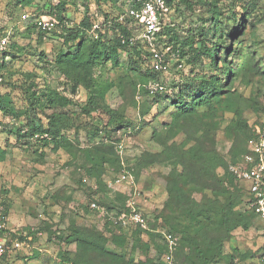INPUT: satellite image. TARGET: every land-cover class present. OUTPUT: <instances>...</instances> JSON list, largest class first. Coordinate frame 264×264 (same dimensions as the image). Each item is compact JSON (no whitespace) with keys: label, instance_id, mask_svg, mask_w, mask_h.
Segmentation results:
<instances>
[{"label":"rangeland","instance_id":"obj_1","mask_svg":"<svg viewBox=\"0 0 264 264\" xmlns=\"http://www.w3.org/2000/svg\"><path fill=\"white\" fill-rule=\"evenodd\" d=\"M50 1L0 0V40L8 37L7 46L0 48V62L5 53H10L6 65L0 68V96L3 97V104L0 103V224L4 223L0 236L4 232L8 239L24 243L0 257V264H140V261L167 264L165 254L154 244L164 243V236L160 239L153 232L138 229L127 233L115 223L117 202L130 195L138 197L142 210L155 221L153 225L178 236L182 245L175 251L176 264L202 263L198 250L204 249L211 255L215 251L210 248L214 239L223 241L227 255L215 256L209 264H242L238 255L247 250L260 255L264 251L263 223L254 217L245 218L236 202L229 211L224 210L231 192L235 191L234 185L221 173L211 175L196 163H190L184 150L179 148L177 159L191 174L188 181L179 180L182 189L179 190L175 186L174 160L166 158L163 144L179 147L181 140L199 138L206 149L218 152L230 163L239 161L249 149L251 138L235 129L233 122L236 116L242 115L256 133L264 125V0H213L222 11L218 28L224 34L220 33L218 38L222 45L218 48L219 65L226 60L232 74L245 76L250 82L237 81L223 96L227 98L213 100L212 109L205 113L212 117L182 119L175 127L172 122L175 114L168 100L154 101L144 94L138 98L139 79L136 73L128 72L124 55L122 65L105 67L101 77L100 81H110L105 106L91 112L83 110H87L89 90L84 86L74 88V83L56 63L57 51L67 44L60 43L54 34L39 39L35 30L27 36L28 20L21 19L24 12L50 13ZM71 9L70 23L75 25L81 20L84 8L78 1ZM98 9L108 12L111 4L99 6L95 0L91 1L90 13L99 17L95 18L97 23L99 19L102 21L104 13ZM206 11L207 7L197 6L199 28L209 25L204 21L208 17ZM168 14L167 21L174 19L179 34L186 36L193 23L188 12L180 6L178 11L174 8ZM240 25L239 34L229 38L228 32H234ZM140 32L136 28L134 34L140 37ZM200 39L198 35L197 46H203ZM138 40L144 46L145 41ZM41 51L46 56L40 59ZM200 62L203 69L198 65V70L202 73H218L208 56H202ZM249 63L253 66L249 67ZM174 64L172 61L169 72L162 76L169 78L170 83L180 75ZM49 91L58 93V102L53 108H49L51 103L47 98H42ZM30 96L37 102L34 110ZM52 112L63 116L61 122L67 135L63 145L45 134L25 135L30 119L47 125L46 115ZM200 113L204 112L200 110ZM100 128L110 134L116 130L112 137L123 144L120 155L126 172L130 170L131 184L108 189L101 177L116 176L118 166L111 161L102 165L98 157L84 154L83 150L93 143L112 145V137H103V134L91 141L90 135H95ZM121 173L124 172L121 170ZM82 175L87 177L85 184L80 181ZM193 201L212 202L203 203L210 221L207 214L196 218L189 208ZM93 203L97 206L92 207ZM84 230L105 236L108 255L87 251L82 246L80 235ZM114 253L122 259L110 256Z\"/></svg>","mask_w":264,"mask_h":264},{"label":"trees","instance_id":"obj_2","mask_svg":"<svg viewBox=\"0 0 264 264\" xmlns=\"http://www.w3.org/2000/svg\"><path fill=\"white\" fill-rule=\"evenodd\" d=\"M78 1L82 3L84 14L81 20L74 25L70 23L72 18L70 12L72 10L71 7H73L74 5L77 6ZM91 1L92 0H51L49 12L57 15L59 19L58 28L52 33H46L38 29L36 25L32 23V20L28 21L25 28L26 32H28L27 36L31 34L33 30H35L37 31L39 39H42V37L46 35L52 37L54 34L56 35L57 40L60 41V43L67 44L64 48L62 47L59 49V51H57L56 63L61 67L63 74L67 76L66 78L74 83V88H77L78 86H84L89 90L90 96L86 104L87 110L83 109L86 112H91L105 106V93L109 87L108 83L110 81L108 79H104V81L106 82L100 80H103L101 77H103L105 67L110 66L109 68L111 69V67L117 68L122 65V55H124L127 59L126 63L128 72L136 73L139 79L140 84L138 85V98H141L144 94L151 96L154 101L163 99L170 102V108L174 111L175 114L173 116L174 120L172 121L174 124L173 127L180 125L182 119H184L185 121H192L193 119H202L204 116L212 117V115H206L205 113L212 109L211 103L213 100H218L219 102L222 99L227 98L223 96L229 90H231L230 87H233L237 81L241 82L242 84L250 82L249 79H245V76L241 77L237 74H232V67L227 64L228 62L225 63L226 60L222 65H219L220 59H218V48L222 45L218 42V38H220V33H224L222 29L218 28L222 11L216 4V1L166 0V3L170 9L175 8L176 11H178L179 7L182 6V9L188 12L190 21L193 23H191V28L189 29L190 32L186 36H181L178 31V26L174 23L175 20L171 18V21L164 26L163 32L158 35L157 40L159 44L161 42H164L165 47L171 46L170 51L166 57V61L171 59L172 52L179 53V59L173 66L177 69L176 71L179 72L180 75L172 83H170V81L168 82V88L170 89L169 92L156 94H150L149 90L146 87L150 81L159 80L161 77V72L153 71V67L151 66V50L149 45L145 43L143 46L142 43H139V41L131 40V37L134 34L132 29L129 28V25L126 24V22L123 23L118 19V16L124 13L125 0H95V3L99 6H101V3L107 4L108 2H110L111 4V10L108 12L98 9L99 12L104 13L102 15L103 19L101 22L99 19L101 28L96 29H94V22H96V19L99 17H97V15H94L93 17L91 15ZM199 4L201 5V7H207L206 12L208 13V17H206L204 21L209 22L208 27L203 25L202 28H199L197 26L196 15L197 6ZM129 20L130 19L128 18L127 22ZM210 23L212 24V27H210ZM240 27L241 25L234 32H228L229 38H233L237 34H239ZM94 31L98 34V37L94 36ZM198 35L201 37L200 40H202L203 46L196 45V37ZM163 37H165L166 39L161 40ZM123 38L125 42H123ZM9 54L10 53H5L2 56L0 68H3L6 65V57ZM44 54L45 53L41 51L39 55L40 59L46 56ZM205 55L208 56L211 64L213 66H216V70L218 73L207 74L202 73L200 70H198V65H200L203 69V64L200 61L202 56ZM179 62L184 63L187 68L189 66L188 70L186 71L187 68L182 70L178 69L177 67ZM251 66H253V64L249 63V67ZM170 67L172 66L170 65L169 68ZM96 70L98 71V73H96ZM32 96L29 97V101L32 100L30 105L32 107V110H34L35 103L37 102L34 101L35 97ZM42 96V98H47L49 100V103H51V107L49 108H53L58 102V93L56 91L46 92ZM36 101L38 100L36 99ZM0 103L3 104V97L1 96ZM200 110L204 112L202 113L204 115L200 113ZM46 117L48 119L47 125H44L41 121L37 122L34 119H30V121L28 122L27 133L25 135L34 136L37 134H45L47 135L46 137L57 140L56 143L60 146L63 145L64 142L67 141L66 132L63 131L65 125L61 122L63 116L61 114L52 112L47 113ZM123 126L128 127L126 123H123ZM233 126L239 132H242L249 138H251L250 140L258 137V133H256V131H251L249 121L242 115L236 116V119L233 122ZM263 128L264 125L260 127V129ZM114 132H116V130L112 133ZM112 133L110 134L108 133V131H104L103 128H100L96 130L95 135H90V138L92 141V138L97 137L99 134H103V137H112ZM107 140L108 139H106V141ZM112 140H114L111 141L112 145H110V143L104 142H100L97 144L93 143L91 147H88L83 151L84 154L89 153L88 156H92V158H95L94 156L98 157L97 159L100 160L102 165H104L103 162L106 161L115 163V165H117L119 168V173L117 172V175H119L121 174V170L124 171L126 169L123 165L122 156L120 155V152L117 148V144L120 143L121 140H115L113 139V137ZM180 143L181 145L179 147L175 145L169 146L163 144V152L166 154V158L174 160V178L177 182L175 186L178 187L179 190H182L178 185L179 180L185 182L188 181V177L191 176V174L184 169L182 162L177 159L178 149L182 148L184 150V154L187 155L190 163H196L202 168L203 171H206L211 175L221 173L222 175H224L225 179L230 182L231 185H234L235 191L231 192L229 201L226 203L224 210L229 211L232 204L236 202V204L239 205L240 209H242L241 212L245 216V218H257L254 212L243 209V203L246 193L242 188L239 187L236 181V177L233 173H231L229 169L231 164L242 161L245 154L248 153L249 149L244 151L239 161L235 160L237 162L230 163L218 152L206 149L200 142L199 138H194V141L188 139L184 142L181 140ZM57 144L56 148L59 147V145ZM104 144L110 146L104 147ZM112 146L114 149H112ZM100 173L101 172H99V174ZM88 178L90 179V177ZM101 178L104 185L108 188L107 182L105 180V174ZM86 180L87 177H83L82 175L80 181L85 184ZM127 199L128 198L124 196L122 202H117L115 211L117 216L120 212L126 209ZM209 202L210 201L203 203L205 205L212 203ZM203 203L198 204L193 201L191 203L192 205L190 204L191 206L189 208L194 212L196 218L205 216L207 214V220L209 219L210 221L211 217L210 215H208V213H206V208ZM146 216L148 217L147 228H142L139 225L127 227L118 221H115V223L119 228H121V230L127 233L131 229H138L139 231L146 233L153 232L156 236L160 237V239L163 238V235L159 231L160 229L158 225H153V222L155 221L152 222L147 214ZM223 220H225V218ZM197 221L199 222V220ZM262 225L264 228V224ZM169 232L176 235L172 231ZM2 235H4V232L2 233ZM80 237L81 244L87 251H98L99 253H105L108 255L105 248L106 238L103 234L90 233L84 230ZM176 237L178 243L175 249L172 251L175 264V251H177V249L182 245L177 235ZM154 244L157 247H160V251H162L163 254L166 255L167 253H170L169 246L165 239L164 243L157 241ZM224 247L225 246L223 244V241L214 239L211 241L210 248H214L215 251L211 255L208 256V253L204 249H199L198 253L202 257V263L200 264H209L211 262L210 259L213 260L215 256L227 255L225 254L226 252ZM7 255H9V253L5 254L4 256ZM110 256H112L116 260L122 259L121 256L117 255L116 253L110 254ZM230 256L233 257L232 255ZM238 256L240 261H243L244 264H258V262L260 264H264V251L260 253V255H255L251 251L247 250L244 252H240ZM256 257L258 259L257 261ZM143 262L144 261H140V264H144Z\"/></svg>","mask_w":264,"mask_h":264},{"label":"built area","instance_id":"obj_3","mask_svg":"<svg viewBox=\"0 0 264 264\" xmlns=\"http://www.w3.org/2000/svg\"><path fill=\"white\" fill-rule=\"evenodd\" d=\"M124 3V13L120 14L118 19L123 23L126 22L133 33H135L136 28L141 31L140 37L133 34L131 40L139 41L138 39L140 38L149 45L151 50L150 62L153 71L161 72L159 80L150 81L146 86L149 93L169 92V78L163 79L162 76L169 72V66L172 64V61H175V63L178 61L179 53L172 52L171 59L169 58L170 60L166 61L170 46L165 47L164 42L159 44L157 37L163 32L164 26L170 22L167 19L171 9L168 7L166 0H125ZM128 18L130 20L127 22ZM21 19L24 21L32 20V23L38 29L46 33L54 32L59 25V19L54 13L36 15L24 12L21 15ZM96 28H101L100 22H94V29ZM94 36L98 37L95 31ZM123 42H125L124 38ZM7 44L8 37L0 40V48L6 47ZM177 68L182 70L187 67L184 63L179 62ZM257 133L258 137L250 140L249 151L245 154L243 160L231 164L229 169L236 177L239 187L246 193L243 209L254 212L257 218L264 224V128L259 129ZM117 148L120 153L123 151L122 142L117 144ZM123 172L112 178L105 179L109 189H114L118 185L131 184L130 171L126 172L125 169ZM130 196L126 202V209L118 214L117 221L127 227L139 225L142 228H147L148 217L144 210H142L138 197H135V195ZM95 206L97 205L93 203L92 207ZM0 227L3 228L4 223L0 224ZM159 231L163 234L170 249V253L166 254L165 259L169 264H174L172 251L177 246V237L169 231L162 229ZM22 244L24 243L19 240L8 239L6 235L0 236V257H3L12 250L21 248Z\"/></svg>","mask_w":264,"mask_h":264},{"label":"crops","instance_id":"obj_4","mask_svg":"<svg viewBox=\"0 0 264 264\" xmlns=\"http://www.w3.org/2000/svg\"><path fill=\"white\" fill-rule=\"evenodd\" d=\"M165 256H166V255H165ZM256 260H258V259H257V257H256ZM254 261H255V260H254ZM241 262H242V264H244V262H243V261H241ZM166 263H167V264H169L167 261H166ZM174 264H175V263H174Z\"/></svg>","mask_w":264,"mask_h":264}]
</instances>
